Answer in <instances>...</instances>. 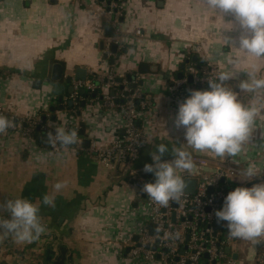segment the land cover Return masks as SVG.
Masks as SVG:
<instances>
[{
	"label": "crops",
	"instance_id": "0c3cea01",
	"mask_svg": "<svg viewBox=\"0 0 264 264\" xmlns=\"http://www.w3.org/2000/svg\"><path fill=\"white\" fill-rule=\"evenodd\" d=\"M107 27L78 0H0V107L18 118L43 112L49 115L54 108L57 119L48 122L51 129L78 124L83 142L104 144L124 134L123 119L110 108L91 104L83 110V118H75L68 108L61 110L63 98L70 94L67 80L75 79L80 68L87 70L86 79L94 74L106 80L112 71L116 78L139 74L144 93L154 104V123L136 166L144 170L145 164L154 163L151 153L160 143L169 148L163 159L172 160V146L186 143L184 130L177 129L174 122L179 106L170 102L173 81L181 74L189 52L220 70L233 71L220 53L230 51L224 37L233 38L238 47L239 25L230 15L219 17L202 0H127L123 44L109 56L100 47L113 35H106ZM136 29L142 30L141 37L135 36ZM231 52L244 55L237 49ZM55 64L64 67L60 83L52 81ZM143 65L147 66L145 74L140 72ZM247 67V63L241 64L236 70L239 79L246 78L243 70ZM229 83L235 86L238 80ZM57 85L63 87L61 97L56 95ZM102 92L112 94L111 88ZM242 98L247 102L251 95L242 94ZM257 125L264 128V119ZM253 142L261 143L258 132ZM193 156L206 158L209 167L195 165L192 178L201 170L212 174L221 165L241 171L252 161L261 175L251 181L238 176V186L252 187L264 180V147L249 144L235 158L199 152H192ZM144 174L155 180L154 174ZM57 181H66L67 186L55 194V209H40L46 233L30 244L0 238V264H51L62 244L71 250V264H128L125 244L136 240L145 213V197L128 176L122 170L105 168L74 146L54 153L36 136L0 134V201L22 196L37 202L53 193ZM119 248H123V256H119Z\"/></svg>",
	"mask_w": 264,
	"mask_h": 264
},
{
	"label": "clouds",
	"instance_id": "9594fccd",
	"mask_svg": "<svg viewBox=\"0 0 264 264\" xmlns=\"http://www.w3.org/2000/svg\"><path fill=\"white\" fill-rule=\"evenodd\" d=\"M203 4L219 17L230 15L239 25L238 47L231 37H224V45L229 53H220L233 71L220 70L208 79V88L189 89V96L180 102L175 117L177 129L184 130L186 143L173 145L172 160H164L169 152L168 145L160 143L151 153L154 163L145 164L144 171L155 176L154 182H147L142 192L157 206L167 208L170 202L180 204L186 193L187 183L181 173H194L192 152L210 153L216 157L235 158L246 146L264 147V128L257 121L264 119V0H202ZM237 49L240 54H232ZM248 64L243 70L246 78L239 79L237 69ZM238 80L233 86L229 83ZM238 89V90H237ZM242 94H250L247 102ZM14 122L0 114V134L13 128ZM48 131L46 143L53 149L57 146L68 149L79 143L76 129L54 126ZM259 133L261 143H254ZM185 145L187 147H185ZM191 149L192 151H188ZM47 155H51L48 153ZM46 158V156L44 157ZM255 162L249 161L239 176L251 181L260 176ZM67 186L66 181H57L52 194H44L37 202L22 196L0 201V238L11 237L17 244H30L46 233L47 227L40 215L41 206L55 209L56 195ZM7 213V216H5ZM217 223L226 222L230 239L250 242L253 247L264 244V180L252 187H236L224 200L221 210L215 211ZM162 230L157 225L156 233ZM169 236L165 233V239ZM179 238V233L175 234Z\"/></svg>",
	"mask_w": 264,
	"mask_h": 264
},
{
	"label": "built area",
	"instance_id": "2783aa9c",
	"mask_svg": "<svg viewBox=\"0 0 264 264\" xmlns=\"http://www.w3.org/2000/svg\"><path fill=\"white\" fill-rule=\"evenodd\" d=\"M87 10L105 25L112 28V37L104 42L103 52L109 56L113 46L121 48L123 44L122 23L126 14L127 0H78ZM135 36L141 37L142 30L136 29ZM197 50L201 47L197 45ZM194 53L189 52L187 57ZM191 59L185 68L182 79H175L170 90V102L179 106L180 102L189 96V89L199 90L208 87L209 77L220 71L215 64L205 60L203 66L197 68L191 64ZM86 80L68 78L67 83L73 89V93L65 96L62 100L63 106L68 108L70 102L75 109L68 111L75 117L80 112L83 118L81 102L97 105L101 108H110L124 121V134L114 138L112 141L99 144L95 140H89V146L83 144L79 136L81 127L78 124H69L67 129H76L79 143L74 145L77 150L86 152L95 160L109 170H122L132 184L145 197V213L142 224L138 229V236L134 242H126L125 255L128 264H264V244L258 245V254L253 261H240L242 251L240 243L248 242L238 239H230L226 222L221 229L217 230L215 211L221 210L227 194L236 187L232 179L239 175L240 170L233 165H221L212 174L200 171L195 177L187 172L181 173L185 181L196 180L197 187L194 194L185 193L180 204L170 202L169 207L163 208L155 205L142 192V187L147 182H154L144 174V170L137 168L141 152L147 143L148 129L153 126L154 104L146 96L141 86L142 79L139 74H127L122 76V83H117L115 73L103 80L94 75ZM129 76V77H128ZM193 82H189V78ZM141 83V84H140ZM119 87L114 89V94H103V88ZM90 94L102 92V99L85 98L80 95L81 90ZM0 114L13 120L14 127L7 133L34 137L36 129H42L47 135L52 129L48 123L42 120L38 113L35 116L18 118L7 114L0 107ZM101 115V111L99 112ZM76 118V117H75ZM140 123V126L138 125ZM6 133V134H7ZM54 153L62 151L59 146L53 149ZM193 162L201 169L209 167V161L204 157L193 156ZM241 187V186H238ZM157 225L162 230L156 233ZM165 233L169 236L165 239ZM179 233V238L175 234ZM229 249V252L227 250ZM119 256L124 255L123 248L118 250ZM236 256V258H235Z\"/></svg>",
	"mask_w": 264,
	"mask_h": 264
},
{
	"label": "water",
	"instance_id": "95a60500",
	"mask_svg": "<svg viewBox=\"0 0 264 264\" xmlns=\"http://www.w3.org/2000/svg\"><path fill=\"white\" fill-rule=\"evenodd\" d=\"M100 1H102V0H100ZM106 35L107 36H111L112 35V28L111 27H107L106 28ZM100 47H101V50L104 49V42H101V46ZM117 51H118L117 46H113L111 52L113 54H116ZM196 59H197V57H194L193 58V61H196ZM111 64H115V60L114 59H111ZM183 68H184V66H182V69ZM151 70H152V68H151ZM140 72L142 74H145L147 72V66L146 65H143ZM63 77H64V67H63V65H61V64H55L53 66V71H52V81H54L55 83H60L63 80ZM86 77H87V70L80 68V69H78L76 71V79L77 80H83L84 81V80H86ZM178 78L179 79H182L183 78V74H179L178 75ZM122 81L123 80L121 78H118L116 80L117 83H122ZM189 82L190 83L193 82V80H192L191 77L189 78ZM69 93L70 94L73 93V89L72 88L69 89ZM112 94H114V93L112 92ZM56 95L59 96V97H61L63 95V87L62 86H60V85H57L56 86ZM80 95H82V96L85 95V90L84 89L80 91ZM68 106L69 107H72L73 106V103L70 102L68 104ZM81 107L83 109H85L87 107L86 102H81ZM60 109L63 110L64 109V106H60ZM51 111L54 112L55 109L52 108ZM138 125L140 126V123L139 122H138ZM83 144H84V146L88 147L89 146V140H84ZM186 183H187L186 192L189 193V194H194L195 191H196V187H197V181L196 180H187ZM221 225H222V223H217L216 222L215 223L216 229L217 230H220L221 229ZM227 252H229V249L227 250ZM235 258H236V256H235Z\"/></svg>",
	"mask_w": 264,
	"mask_h": 264
},
{
	"label": "trees",
	"instance_id": "16d2710c",
	"mask_svg": "<svg viewBox=\"0 0 264 264\" xmlns=\"http://www.w3.org/2000/svg\"><path fill=\"white\" fill-rule=\"evenodd\" d=\"M193 56H196V55L193 54L192 56H190L188 58V61H189V59H191V62L190 63L193 64V65H195L197 68L200 69V67L203 66L204 61L200 60L197 57L196 62H193L192 61ZM188 61L186 60L183 63V66L186 67L187 64H188ZM179 72L181 74H184L185 73V68L180 69ZM114 89L120 90L119 87L118 88L115 87V88L111 89V91H114ZM84 97L87 98V99L88 98H95V99H99V101H100L102 99V92L101 91H98V92L93 93V94H90V93L86 92L85 95H84ZM73 109H75V106L68 107V110L69 111H73ZM40 114L42 116V120L45 123H48L49 121H56V119H57V117H56V111L52 112V114H49V115H47L44 112L43 113H40ZM80 115H81L80 112H77V114H75V117L76 118H79ZM35 136L40 139V142L42 141L44 144L46 143V134L43 132L42 129L41 130L40 129H36L35 130ZM50 263L51 264H71V250H70V248L66 244L60 245V247H59V253H58L57 257L53 258V260L50 261Z\"/></svg>",
	"mask_w": 264,
	"mask_h": 264
},
{
	"label": "rangeland",
	"instance_id": "374dc122",
	"mask_svg": "<svg viewBox=\"0 0 264 264\" xmlns=\"http://www.w3.org/2000/svg\"><path fill=\"white\" fill-rule=\"evenodd\" d=\"M238 176L239 175H237L236 177H234L232 179L234 187H238V185H239V182L236 181ZM240 247L242 248V251H247V253L245 255H244V253L241 254L240 261H243V262L253 261L254 258L258 254V250L256 251L255 250L256 247H253V245L250 242H247V243L242 242V243H240Z\"/></svg>",
	"mask_w": 264,
	"mask_h": 264
}]
</instances>
